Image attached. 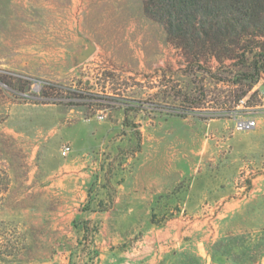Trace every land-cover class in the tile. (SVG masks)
Segmentation results:
<instances>
[{
	"label": "rangeland",
	"instance_id": "1",
	"mask_svg": "<svg viewBox=\"0 0 264 264\" xmlns=\"http://www.w3.org/2000/svg\"><path fill=\"white\" fill-rule=\"evenodd\" d=\"M241 42L183 50L141 0H0V264H264V141L230 143L264 31Z\"/></svg>",
	"mask_w": 264,
	"mask_h": 264
},
{
	"label": "trees",
	"instance_id": "2",
	"mask_svg": "<svg viewBox=\"0 0 264 264\" xmlns=\"http://www.w3.org/2000/svg\"><path fill=\"white\" fill-rule=\"evenodd\" d=\"M141 2L144 13L164 26L177 47L198 55L218 58L230 48L245 51L244 37L264 31V0Z\"/></svg>",
	"mask_w": 264,
	"mask_h": 264
},
{
	"label": "crops",
	"instance_id": "3",
	"mask_svg": "<svg viewBox=\"0 0 264 264\" xmlns=\"http://www.w3.org/2000/svg\"><path fill=\"white\" fill-rule=\"evenodd\" d=\"M260 113L263 115V117L256 118L257 127L255 129L244 132L245 133L244 138L242 136H236V135H240L239 132H235L233 134V136L231 137V142H230L231 148H232L233 153H235L237 159L240 155H244V154L257 155V152H258V155L259 156L261 155V152L258 151L255 146H252V145L244 142V140H246V138L249 136V134L259 136L264 141V112L261 111ZM259 158L262 159V156H260ZM237 166H238V164H236V167ZM235 185L237 186V183ZM237 190H239V188H237ZM223 199H224V197L221 200L224 201ZM231 201H234V199H231ZM221 204H222V202H221ZM230 204H232V203L225 202L223 204V207H227Z\"/></svg>",
	"mask_w": 264,
	"mask_h": 264
},
{
	"label": "built area",
	"instance_id": "4",
	"mask_svg": "<svg viewBox=\"0 0 264 264\" xmlns=\"http://www.w3.org/2000/svg\"><path fill=\"white\" fill-rule=\"evenodd\" d=\"M261 99L262 101H264V93L261 94ZM243 100L240 101V103H242ZM235 130L238 132H242V131H249L252 129H255L257 127V120L256 118H248L246 117V115H241L240 117H238L237 119H235ZM70 151V148L65 146L62 149V155H67L68 152Z\"/></svg>",
	"mask_w": 264,
	"mask_h": 264
},
{
	"label": "water",
	"instance_id": "5",
	"mask_svg": "<svg viewBox=\"0 0 264 264\" xmlns=\"http://www.w3.org/2000/svg\"><path fill=\"white\" fill-rule=\"evenodd\" d=\"M94 51L93 46L88 45L87 49L83 50L82 53L85 56H89Z\"/></svg>",
	"mask_w": 264,
	"mask_h": 264
}]
</instances>
